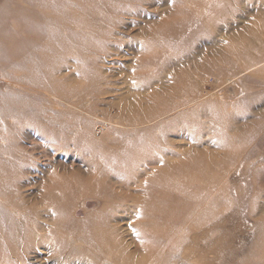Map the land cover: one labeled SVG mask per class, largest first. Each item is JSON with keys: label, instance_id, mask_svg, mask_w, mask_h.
<instances>
[{"label": "rangeland", "instance_id": "374dc122", "mask_svg": "<svg viewBox=\"0 0 264 264\" xmlns=\"http://www.w3.org/2000/svg\"><path fill=\"white\" fill-rule=\"evenodd\" d=\"M0 184V264H264V0H0Z\"/></svg>", "mask_w": 264, "mask_h": 264}, {"label": "bare ground", "instance_id": "6f19581e", "mask_svg": "<svg viewBox=\"0 0 264 264\" xmlns=\"http://www.w3.org/2000/svg\"><path fill=\"white\" fill-rule=\"evenodd\" d=\"M74 16H75V14H73V13L66 14V13H63V12H59V20L65 21V24L63 25V27H62V25L58 26V28L56 29V31H51V32L55 33V38H57L58 41H60L62 38H63V40L65 42L68 41L67 37H69L68 36L69 34H65V31H64L65 30L64 28L67 27L66 25L68 23L66 21V19H70V23H72L74 21L72 19V17H74ZM75 19H76V17H75ZM74 23H75V21H74ZM74 33L76 35V32L75 31H74ZM70 34L73 35V32L71 31ZM64 36H67V37H64ZM71 38L72 37H70L69 40H71ZM99 46L100 45H98V44H94V43H91V42H87L86 47H87V49L89 51L87 52V54H86L85 57L86 58H89V56L93 57L95 55V53H96V50H100L101 49V47H99ZM69 48H71V47H70V45L67 44V47L64 48V49H67L68 50ZM71 52H72L71 55H73L74 57H77V55L83 53L82 51L80 52V51H78L76 49H73ZM228 54H229L228 59L227 58H224V60L222 61V66H225L227 64V62L234 60V57H233L232 52H230V50L229 51H226L225 53L221 52L220 54H218V56H220V57L221 56H224V55H228ZM55 55L56 56H59L57 53ZM48 61H49V59H43V58L41 59L40 58V63H42V64L44 63L45 65H47ZM52 61H53V59L50 60L49 62H51V63H55L56 62V61H53V62ZM198 64L199 63H197V65H191V68H193V69L195 68V71L193 73L194 75H200V71L201 70H200V68H198V66H199ZM42 68L45 69V66H43ZM190 77H191V75L189 76L187 74H182L181 76H179V79L176 78L175 81H179V83H184V87H181V86L175 87L171 91V93L169 95H171V96L172 95H176L177 96V95L182 94V96H184V95H187V94L191 93L192 91H195V89L192 90L191 88L193 86L197 88V82H198V80H196L194 82H191ZM181 89H182V91H181ZM53 92L54 91H52L51 93L54 94ZM55 96L57 98H60L64 102H68L66 96H62L63 98L59 97V95H57V94H55ZM162 100H163V98L160 97L159 101H162ZM73 105H74V107H77V108L83 110L84 112H86L90 116H96V113L93 110L85 108L83 105H81L78 102V100H76V102L74 101ZM66 110L70 112V108L69 107L66 108ZM95 118H97V117H95ZM99 120L102 122V124H99V126L97 128V131H101V130L103 131L104 130L103 128H105V124H103L104 121H105V119L104 118L103 119L100 118ZM152 120H154V118L134 117V118L130 119L129 122L126 123V125H129V126H140V125H144V124L146 125V123H149ZM123 123H125V122L123 121ZM95 137H97V136H95ZM73 138H76L77 139V136H73ZM87 138H89V137H87ZM106 138H107V135L104 134L102 136L101 140H100V143H96L97 142V138H95L94 140H92V142L90 144L88 143V145H86V147L90 150L92 156H94V157L95 156H99V152L98 151H101L104 148L107 149V146H109L108 148H112L113 147L112 146L113 142H107V143H105ZM82 139H86V138H82ZM90 139H86V140H90ZM96 160L97 159H93L91 161L92 167L93 168L98 167L99 169L104 170L103 169V166H104L105 162H99V163H97ZM105 166H108V164H106ZM180 167H181V165H180ZM180 171L181 170H173V172H172L171 175L174 178H180L185 173V171H182V173L178 175L177 173L180 172ZM190 180L192 181L193 179L190 178ZM151 182L152 181L149 180L148 183H151ZM0 186H3V185L0 184ZM193 188H194L193 186L187 185V186H184V187L180 188L177 193H181L182 192L183 195L189 200V199H191V194H193V192H192ZM64 192H66V191H64ZM149 193H150V195H153L154 192L151 189ZM60 195H61V197L66 198L68 196V193H60L59 196ZM148 202H149L148 200H147V203H146V201H143V204L146 203V207H147L148 206ZM185 202L181 200L178 203H176V205L177 206H182V205L185 206L187 204V200H185ZM191 209H192L191 207H190V209H187V214L192 212ZM188 215L191 216L190 214H188ZM75 236H78V235H75ZM0 237H3V239H4L6 236L3 235V234H0ZM92 240H93V242L95 243L96 246H99V247L101 246L102 240H100V239H96V240L95 239H92ZM102 252H101V255H103V254L105 255L108 251L106 252V250H105L103 253ZM93 262H95V261H93ZM97 262L100 263V264H103V262H99V261H97Z\"/></svg>", "mask_w": 264, "mask_h": 264}]
</instances>
